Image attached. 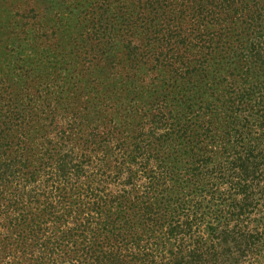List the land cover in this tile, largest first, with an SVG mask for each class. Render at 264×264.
<instances>
[{
  "label": "trees",
  "instance_id": "trees-1",
  "mask_svg": "<svg viewBox=\"0 0 264 264\" xmlns=\"http://www.w3.org/2000/svg\"><path fill=\"white\" fill-rule=\"evenodd\" d=\"M0 264H264V0H0Z\"/></svg>",
  "mask_w": 264,
  "mask_h": 264
}]
</instances>
